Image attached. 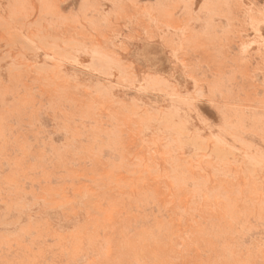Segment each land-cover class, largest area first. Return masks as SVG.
Wrapping results in <instances>:
<instances>
[{
	"label": "rangeland",
	"instance_id": "1",
	"mask_svg": "<svg viewBox=\"0 0 264 264\" xmlns=\"http://www.w3.org/2000/svg\"><path fill=\"white\" fill-rule=\"evenodd\" d=\"M0 264H264V0H0Z\"/></svg>",
	"mask_w": 264,
	"mask_h": 264
}]
</instances>
